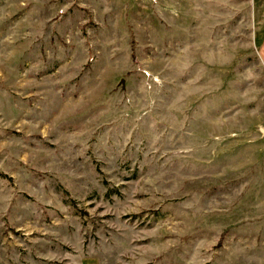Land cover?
I'll return each instance as SVG.
<instances>
[{
    "label": "rangeland",
    "instance_id": "rangeland-1",
    "mask_svg": "<svg viewBox=\"0 0 264 264\" xmlns=\"http://www.w3.org/2000/svg\"><path fill=\"white\" fill-rule=\"evenodd\" d=\"M264 0H0V264H264Z\"/></svg>",
    "mask_w": 264,
    "mask_h": 264
},
{
    "label": "water",
    "instance_id": "water-1",
    "mask_svg": "<svg viewBox=\"0 0 264 264\" xmlns=\"http://www.w3.org/2000/svg\"><path fill=\"white\" fill-rule=\"evenodd\" d=\"M262 125H263V129H264V120H263V122H262Z\"/></svg>",
    "mask_w": 264,
    "mask_h": 264
}]
</instances>
